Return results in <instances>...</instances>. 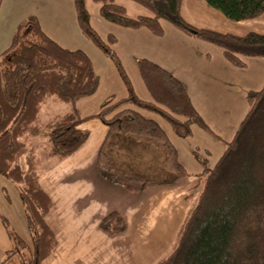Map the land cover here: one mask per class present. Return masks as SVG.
<instances>
[{"label":"trees","instance_id":"16d2710c","mask_svg":"<svg viewBox=\"0 0 264 264\" xmlns=\"http://www.w3.org/2000/svg\"><path fill=\"white\" fill-rule=\"evenodd\" d=\"M94 1L99 3L98 17L106 23L145 29L158 38L165 35L164 25H169L219 47L224 59L236 68L246 67L241 57L264 58V36L251 33L236 37L197 29L181 16L183 0H127L150 14L136 17L127 16L115 0ZM204 1L231 22L253 20L264 14V0ZM85 2L73 0L79 29L110 59L127 92L124 99L109 100L98 114L84 119L99 120L108 129L97 159L98 172L135 194L175 184L188 173L155 118L181 139L190 137L193 127L214 139L220 137L197 111L182 82L147 59L135 62L149 95V101L141 100L115 52L117 38L98 34ZM98 86L89 56L57 44L35 16L16 26L8 48L0 55V175L17 186L31 232L32 246L24 264H43L56 249L55 237L45 223L52 203L39 184L40 158H66L89 137L88 132L79 129L82 119L76 110L43 122V106L51 98L73 103L90 97ZM246 101L249 111L230 141L224 143L226 150L214 165L205 157L208 153L193 152L201 166L196 186H202L201 193L177 245L155 264H264V86L248 92ZM136 146L164 150L159 156L168 176L155 180L135 172L132 165L138 154L133 155L132 150ZM99 227L116 235L125 231L126 224L112 212Z\"/></svg>","mask_w":264,"mask_h":264},{"label":"crops","instance_id":"0c3cea01","mask_svg":"<svg viewBox=\"0 0 264 264\" xmlns=\"http://www.w3.org/2000/svg\"><path fill=\"white\" fill-rule=\"evenodd\" d=\"M29 16H35L43 31L63 48L84 51L99 80L97 91L90 97L79 99L74 108L82 119L79 129L89 134L87 141L66 158L41 157L38 164L40 187L52 203L45 223L56 240L55 251L43 264H155L175 248L198 201L202 186H196L199 184L201 166L188 148L187 152L192 155L194 164L191 173L179 161L186 168L187 177L175 184L150 187L137 194L103 178L97 169V159L108 129L99 120L84 119L98 114L105 102L124 99L127 96L126 89L122 82L125 90L119 85L120 78L110 59L82 35L76 21L73 0H41L38 12L23 15L16 11L7 19L9 34L13 36L16 26ZM181 16L197 29L236 37L251 33L264 36V14L253 20L231 22L210 8L204 0H183ZM91 23L97 32L99 30L101 37L110 34L117 38L114 46L117 57L143 101H149V95L139 78L135 63L137 59L150 60L181 81L205 122L208 121L206 108H218L212 100L214 97L236 96L245 99L246 104L240 107L248 108L241 113L239 126L249 111L246 94L264 86V58L241 57L246 67L239 69L224 59L219 47L189 37L169 25H164L165 35L158 38L145 29H124L113 24L107 26L98 17V12L95 16L91 15ZM142 90L145 94L140 97L139 92ZM231 104L236 105L234 101ZM237 128L234 127L231 136ZM166 133L179 159L176 142L181 138L172 131V134ZM193 134L192 129V135L188 138ZM195 150L201 152L198 148ZM225 150L224 144L222 149L204 150L202 154L208 153L205 157L210 160L213 153L220 157ZM132 151H138L132 166L139 173L142 171V162L148 164L155 158L160 166L163 162L159 155H163L164 150L156 147L136 146ZM45 162L49 164L42 166ZM21 165L25 170L23 160ZM163 175L168 176V173L163 171ZM9 183L0 175L2 191L3 186ZM22 208L19 219L22 220L24 214L27 227L23 205ZM112 212L118 213L126 224L125 231L120 234L109 235L99 227L101 220ZM13 218V214L3 212L0 208V264H24L30 254L32 236L29 245L15 233L10 225ZM18 241L23 244L19 245Z\"/></svg>","mask_w":264,"mask_h":264},{"label":"rangeland","instance_id":"374dc122","mask_svg":"<svg viewBox=\"0 0 264 264\" xmlns=\"http://www.w3.org/2000/svg\"><path fill=\"white\" fill-rule=\"evenodd\" d=\"M86 7L91 15H97L99 9V3L95 2L94 0H86ZM41 0H1L0 1V55L1 53L6 50L10 44L12 34H9L8 28L6 26L7 19L9 15H12L16 11H20L23 15L38 12L40 7ZM115 4L122 6L125 8L127 16L129 17H136L141 15L149 16V12L145 9L141 8L140 6L127 1V0H115ZM139 10L140 12H136ZM41 11V10H40ZM101 20V19H100ZM104 22V21H103ZM107 26H110L109 23L104 22ZM166 25V24H165ZM10 33H13L10 31ZM98 33L99 30H98ZM101 35V34H100ZM117 76V75H116ZM119 85L124 89L120 79H118ZM140 97L144 96V91L139 92ZM213 102L216 104L218 108H206L208 109L207 119L209 125L214 129L216 134L220 137L219 139H211L205 133L201 132V130L193 127L194 134L191 138L188 139H179L177 141V148L179 151V161L187 168L190 172L194 168V164L192 162V158L187 149L189 148L192 152L195 149L201 150L203 153L204 150L213 151L214 148L222 149V146L226 141L231 139V132L234 127L237 128L238 121L240 120L241 113L248 108H241L245 103L244 98L239 97H214ZM223 102L221 104V102ZM231 101H234L236 105H232ZM209 105V104H208ZM77 106V101L73 103H61L55 100L54 98L49 99L43 106L41 111V120L43 122L49 121L56 115L64 114L67 112H72L74 108ZM210 106V105H209ZM235 107V108H232ZM148 117H151L150 115ZM153 117V116H152ZM242 119V118H241ZM159 120L162 127L167 131L169 134H172L168 125ZM227 127L224 128V126ZM236 130V129H235ZM173 138H176L173 136ZM138 152V151H137ZM137 152H133V155H137ZM214 153L210 156L209 163L210 165H214L217 158ZM48 163H43L42 166L48 165ZM41 167V166H40ZM160 162L158 159H154L153 162L148 164L141 163V174L145 175L151 179H161L163 170L161 169ZM140 169V168H139ZM135 172L139 173L138 170L134 169ZM191 173V172H190ZM10 185L3 186L4 190L2 191L0 188V194H2V198L0 196V208L1 210L11 215H14V218L11 220V229L20 235L29 245L31 244V234L30 231L27 229L25 225V217L23 214L22 220L19 219V212H23L22 205L19 200V191L15 184L9 183ZM1 187V185H0ZM22 210V211H21ZM16 215V216H15ZM26 253V252H24ZM23 253V254H24Z\"/></svg>","mask_w":264,"mask_h":264}]
</instances>
